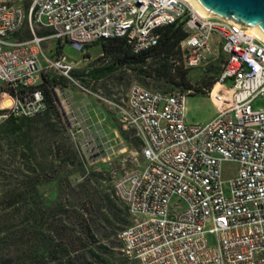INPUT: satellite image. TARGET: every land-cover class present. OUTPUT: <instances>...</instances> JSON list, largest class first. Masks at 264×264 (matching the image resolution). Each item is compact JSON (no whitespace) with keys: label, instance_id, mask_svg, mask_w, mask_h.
Here are the masks:
<instances>
[{"label":"built area","instance_id":"2783aa9c","mask_svg":"<svg viewBox=\"0 0 264 264\" xmlns=\"http://www.w3.org/2000/svg\"><path fill=\"white\" fill-rule=\"evenodd\" d=\"M27 2V3H26ZM181 23L186 69L224 62L205 90L216 106L206 124L188 125L186 97L133 84L113 107L140 142L131 169L114 177L115 197L130 224L119 234L134 264H264V40L250 27L207 16L185 0H26L0 6V124L45 109L43 64L67 74L66 56L50 61L46 40L78 52L123 38L132 53ZM28 32L29 37L17 36ZM47 31V34H40ZM237 164L233 177L222 166Z\"/></svg>","mask_w":264,"mask_h":264},{"label":"trees","instance_id":"16d2710c","mask_svg":"<svg viewBox=\"0 0 264 264\" xmlns=\"http://www.w3.org/2000/svg\"><path fill=\"white\" fill-rule=\"evenodd\" d=\"M159 43L141 53H132L123 38L102 40L108 65L96 70L98 80L116 70H125L144 87L162 92L178 88L189 95L203 94L215 83L208 71L193 78L183 67L179 43L185 33L176 22L158 30ZM219 73V72H218ZM196 79L202 86H194ZM69 80L43 71L41 89L45 109L32 118L9 117L4 133L14 137L22 149L26 169L18 183L0 196V264H134L122 252L120 232L130 224L127 207L114 195L113 186L104 183L103 172L90 171L84 176L78 151L72 144L57 139L61 135L59 100L55 90L67 87ZM64 121L66 119L64 117ZM50 132L49 146L41 163L38 143ZM125 138L129 133L123 132ZM135 145L139 140L133 137ZM79 167L81 181L70 175ZM74 167V168H73ZM44 186L51 190L44 196Z\"/></svg>","mask_w":264,"mask_h":264},{"label":"rangeland","instance_id":"374dc122","mask_svg":"<svg viewBox=\"0 0 264 264\" xmlns=\"http://www.w3.org/2000/svg\"><path fill=\"white\" fill-rule=\"evenodd\" d=\"M20 37L27 38V32H23ZM43 53L50 61L57 59L58 56H66L73 65V68L65 74L58 68L50 67L47 63L43 64L44 71L64 76L69 80L67 87H59L55 90L60 114H63L60 118L61 123L58 124L61 135L57 139L62 143H71L74 150L78 151L77 160L82 163L84 176L90 171L103 172L108 177L104 185L112 186L115 176L133 167V158L137 157L140 160L137 155L140 144L135 145L133 141L135 135L132 130L122 127L113 103L125 98L133 84L143 85L125 70H116L95 80L93 73L109 63L102 53L100 44L81 53L69 43L49 39L43 44ZM179 62L182 63V56ZM223 62L224 56L220 52L215 61L203 68H191L189 73L193 78H197L205 71L209 72V77L217 76ZM192 84L202 86L196 79ZM255 105L264 106V100H257ZM216 113V106L206 93L187 95L185 119L188 125L206 124L215 117ZM3 129L4 122L0 124V196L11 185L18 183L21 172L26 169V160L22 157L20 145L12 135L4 133ZM123 132L129 133V137L125 138ZM49 138L50 132L44 134L37 148V156L46 166L49 163H46L43 156L47 153ZM71 168V166L67 167L68 170H73L70 180L81 181L83 171H80L79 167ZM236 169L237 164L225 163L222 166L223 178L225 180L232 178ZM43 192L44 196H48L51 190L44 186Z\"/></svg>","mask_w":264,"mask_h":264},{"label":"water","instance_id":"95a60500","mask_svg":"<svg viewBox=\"0 0 264 264\" xmlns=\"http://www.w3.org/2000/svg\"><path fill=\"white\" fill-rule=\"evenodd\" d=\"M207 16L253 28L264 38V0H193Z\"/></svg>","mask_w":264,"mask_h":264},{"label":"bare ground","instance_id":"6f19581e","mask_svg":"<svg viewBox=\"0 0 264 264\" xmlns=\"http://www.w3.org/2000/svg\"><path fill=\"white\" fill-rule=\"evenodd\" d=\"M26 0H0V6L2 7H9V6H13V5H18L19 3L21 2H24ZM185 2L187 4H190L192 5L193 7H197L195 4H194V1L193 0H185ZM252 31L254 32V34L261 40H264V38L259 34L257 33L253 28H251Z\"/></svg>","mask_w":264,"mask_h":264},{"label":"crops","instance_id":"0c3cea01","mask_svg":"<svg viewBox=\"0 0 264 264\" xmlns=\"http://www.w3.org/2000/svg\"><path fill=\"white\" fill-rule=\"evenodd\" d=\"M26 32H27V31H26ZM47 33H48L47 31H42V32H40V34H44V35L47 34ZM27 34H28V37H29V33H28V32H27ZM20 36H22V34L19 35V36H17V38L20 39V40H24V39H27V38H28V37H27V38H24V37H20Z\"/></svg>","mask_w":264,"mask_h":264}]
</instances>
